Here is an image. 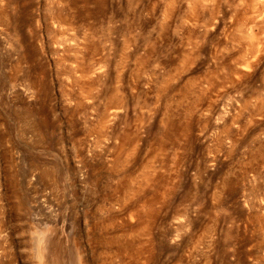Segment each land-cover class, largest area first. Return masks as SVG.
<instances>
[{
    "label": "rangeland",
    "instance_id": "obj_1",
    "mask_svg": "<svg viewBox=\"0 0 264 264\" xmlns=\"http://www.w3.org/2000/svg\"><path fill=\"white\" fill-rule=\"evenodd\" d=\"M0 264H264V0H0Z\"/></svg>",
    "mask_w": 264,
    "mask_h": 264
},
{
    "label": "bare ground",
    "instance_id": "obj_2",
    "mask_svg": "<svg viewBox=\"0 0 264 264\" xmlns=\"http://www.w3.org/2000/svg\"><path fill=\"white\" fill-rule=\"evenodd\" d=\"M40 258H41V257H40ZM39 260H40V259H39ZM41 260H42V258H41ZM41 260H40V261H41ZM41 263H42V262H41Z\"/></svg>",
    "mask_w": 264,
    "mask_h": 264
}]
</instances>
